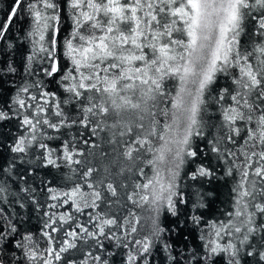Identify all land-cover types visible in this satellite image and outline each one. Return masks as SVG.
I'll use <instances>...</instances> for the list:
<instances>
[{"label":"snow or ice","instance_id":"6c2138e0","mask_svg":"<svg viewBox=\"0 0 264 264\" xmlns=\"http://www.w3.org/2000/svg\"><path fill=\"white\" fill-rule=\"evenodd\" d=\"M24 3L25 0H15L8 22ZM70 6L75 11L72 17L75 31L66 41L65 54L73 67L62 77L63 81L69 82L65 84L64 91L70 94L64 103H73L80 115L69 119L61 108L60 100L55 98V93L43 92L39 99L35 95L30 96L29 99L36 102L35 106L18 98L16 103L20 109L29 108L33 112L25 115L22 120V124L28 126L30 136L19 137L13 151L25 153L35 142L36 147L47 153L48 164L55 166L56 160L61 158L80 164L73 157L83 153L76 150L74 145L70 149L68 143L62 145V153L53 159L55 149L49 148L40 138L44 137L43 128L58 131L61 127H71L77 122L86 128L94 124L91 129L94 135L96 129L103 131L107 128L111 132L109 142L123 149L121 155L127 161L135 162L151 154L147 164L151 165L153 175L143 184L136 183L126 199L137 204L148 203L151 197V203L166 200L171 208L173 197L178 193L175 191L177 171L167 168L168 174L164 175L169 154L173 155L175 169H179L183 163L184 155H197L189 145L193 135H200L198 117L204 103V91L218 72L237 68L239 75L234 80L237 89L229 96L233 105L224 109L223 118L229 125L230 134L227 139L234 144L233 137L240 134V129L233 127L237 120L247 121L250 125L243 146L239 148V155L228 153L239 161L234 165L241 176L234 190L237 192L234 215L242 219L239 224L231 219L221 223L215 231L218 239L211 242L210 251L212 254L229 253L232 257L230 264H239L236 258L240 249L237 245L230 241L221 244L219 239H222L221 233L231 236L233 233H241L244 228L247 233L256 231L252 227L253 213L248 211L249 206L264 214V203L255 202L257 197L264 200V42L257 44L252 51L242 52L238 37L248 17L256 23V34L264 37V0H70ZM48 9L55 13L57 4L52 0H32L27 3L26 10L35 22L31 34L39 35L38 43L45 40V30L50 27L48 22L58 20V15H47ZM254 10L257 15L252 16ZM6 31L7 23L0 25V39H3ZM55 31L53 28V35ZM55 43L53 38L52 48H45L41 43L39 49L47 52L52 60L50 70H46L48 76L59 71L52 51ZM166 79L179 81V90L175 96L166 90ZM189 85L195 87V92ZM22 91L27 92L28 89ZM253 92L256 93L255 99H250ZM48 97L54 98L51 100L54 108L52 114L60 118L56 123L47 118L48 109L45 105L50 102ZM169 101L170 108L167 106ZM255 113L259 115L253 125ZM161 116L164 117L163 123L159 119ZM8 118L6 113L0 112V119ZM108 120L112 122L107 123ZM38 131L40 137L37 136ZM83 143L88 144L89 141L84 140ZM213 151L220 150L213 148ZM94 171L98 170L87 168L83 175L91 177ZM140 174L143 175L142 170ZM198 174L204 176L210 173L200 168ZM100 184L111 196H118L117 187L113 183L104 184L101 180ZM87 187L94 188V185L89 183ZM3 191L0 187V192ZM52 191L49 189V192ZM141 192L147 194L141 195ZM62 195L67 197L62 203L67 204L71 200L77 212H82L83 207H98L96 201L102 199L100 191L86 193L80 186ZM52 199L56 200L57 196L53 195ZM129 215L132 219L121 223L115 218L97 216L94 225L96 231H89L83 225L77 227L80 232L95 240L101 249L104 244L100 237L115 239L120 246V237L110 235V231L112 227L123 229L121 235L125 242L122 246L129 249V245H132L126 264H147L145 254L149 253L152 241L147 237L135 239V225L139 223V218L133 213ZM232 215L229 213L230 217ZM50 219L51 223L45 224V228H50L51 232L43 233L47 237V247L38 250L31 234L24 235L16 247L23 250L24 257L32 264H77L75 259L70 256L66 258L64 254L77 248L75 241L80 233L75 230L66 231L64 235L70 239H63L58 246H53L55 238L51 233L59 229L53 227L56 218ZM71 219L67 213L59 216L61 221ZM153 225L155 227V221ZM106 227L109 232L105 231ZM155 231L158 234L161 230L155 227ZM15 232L14 226L0 231V239ZM128 236H133V239L128 240ZM244 239H248L247 235ZM260 255L264 259V253ZM87 257L91 258L92 264H107L102 255H93L91 251L87 252L82 264H88ZM0 264H3L2 259Z\"/></svg>","mask_w":264,"mask_h":264},{"label":"trees","instance_id":"16d2710c","mask_svg":"<svg viewBox=\"0 0 264 264\" xmlns=\"http://www.w3.org/2000/svg\"><path fill=\"white\" fill-rule=\"evenodd\" d=\"M30 2L32 0H25L17 9L16 16L8 22L15 0H0V25L7 23V31L3 39H0V112L10 117L0 119V187L4 189L0 192V231H6L13 226L16 228L15 233H9L0 239V259L3 264H32L16 244L24 235L31 234L38 250L47 247V237L43 233L51 232L50 228H45V224L51 223L50 217L56 218L53 227L59 229L51 233L55 238L53 246H58L63 239H70L64 235L66 231L75 230L80 233L75 241L77 248L64 254L66 258L70 256L77 264H82L87 252L91 251L93 255H102L107 264H126L132 245H129V249L122 246L125 242L121 235L123 229L112 227L110 231V235L120 237V246L115 239L106 240L100 237L104 244L101 249L95 240L80 232L77 225H83L89 231H96L95 217L115 218L121 223L132 219L129 213L139 218V223L135 225V239L142 240L147 237L152 241L149 253L145 254L147 264H230L232 257L229 253L212 254L210 249L211 242L218 239L215 231L221 223H227L231 219L239 224L242 219L234 215L237 196L234 190L241 179L240 172L234 165L239 161L228 153L239 155V148L243 146L247 127L250 125L247 121L237 120L233 127L239 128L240 134L233 137L234 144L227 139L230 134L229 125L223 118L224 109L233 105L229 96L237 89L234 80L239 75L238 69L230 68L227 72H218L204 91V103L198 117L200 135H193L189 145L197 155H184L183 163L179 169H175L172 163L173 155L169 154L164 175L168 174L167 168L177 171L175 191L178 195L173 197L172 207L169 208L166 200L153 204L151 197L148 203L133 204L126 199V195L133 191L136 183L143 184L153 175L151 165L147 164L151 154L135 162L127 161L121 155L123 149L118 144L109 142L111 132L107 128L103 131L96 129L94 135L91 130L94 124L86 128L77 122L71 127H61L58 131L44 127V137L51 139L40 137V132H37V136L47 143L49 148L55 149L53 159L62 153V145L68 143L70 149L74 145L76 150L83 153L73 157L74 160H79L80 164L62 158L56 160L55 166L48 164L47 153L44 149L36 147L35 142L25 153L13 151L19 137L30 136L28 126L23 125L22 120L25 115L33 112V109L29 108L20 109L16 103L18 98L25 99L35 106L36 102L31 101L30 96L35 95L39 99L43 92L55 93V98L60 100L61 108L69 119L78 118L80 115L79 109L73 103H64L70 95L64 91L65 84L69 82L62 79L73 67L65 53L66 41L75 31L72 18L75 11L70 6V0H52L57 4V10L54 13L52 9H48L46 13L49 16L58 15V20L48 22L50 27L45 30V40L38 43L39 35L31 34L34 32L35 22L26 10L27 3ZM251 15H257V11L254 10ZM53 28L56 29L55 35ZM53 38L56 43L52 51L59 71L48 76L46 70H50L52 60L47 52H41L39 49L41 43L45 48H52ZM238 40L242 52L252 51L257 44L264 42V37L256 34V23L251 17L245 19ZM73 43L76 44L77 41L74 40ZM189 87L195 92L193 85ZM24 88L28 91L23 92ZM165 88L175 96L179 90V81L166 79ZM255 95L253 92L250 99H255ZM221 96L224 98L220 99ZM47 99L50 101L45 105L48 109L47 118L56 123L60 118L52 114L54 108L51 100L54 98ZM43 102L40 101L42 104ZM167 106L170 108V101ZM258 115L259 113L254 114L253 125ZM159 119L164 122V117ZM84 140L89 143L84 144ZM213 148L220 151H213ZM90 167L98 171H94L91 177H85L83 173ZM200 168L206 169L210 174L199 175ZM121 169L124 171L121 172ZM141 170L143 175L140 174ZM193 174H196L195 178ZM101 180L104 184L113 183L117 187L118 196H111L100 184ZM89 183L93 184L94 188H88ZM121 184L124 187H120ZM77 186L86 193L100 191L102 199L96 201L98 207H83L82 212H77L71 200L67 204L62 203L67 199L62 193L71 192ZM49 189L53 191L49 192ZM144 194L147 193L141 192V195ZM53 195L57 196L56 200L52 199ZM88 200L91 203L90 196ZM255 202L264 203V200L257 197ZM248 211L253 213L252 227L256 231L247 233L244 228L241 233H233L231 236L221 233L222 239H219V242L225 244L230 241L237 245L240 249L236 258L239 264H264L260 255L264 253V214L251 206ZM65 213L71 215L72 219L67 222L59 220V216ZM229 213L233 215L230 217ZM153 221L155 227L161 230L158 234ZM105 231L109 232V228L106 227ZM246 235L247 240L244 239ZM127 239L132 240L133 236H128ZM249 252L252 255H248ZM87 260L88 264H92L90 257H87Z\"/></svg>","mask_w":264,"mask_h":264}]
</instances>
